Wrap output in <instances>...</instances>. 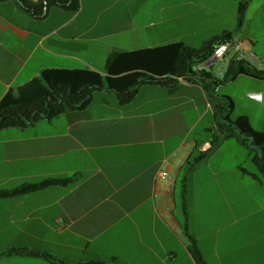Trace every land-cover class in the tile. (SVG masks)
Masks as SVG:
<instances>
[{"label":"crops","instance_id":"0c3cea01","mask_svg":"<svg viewBox=\"0 0 264 264\" xmlns=\"http://www.w3.org/2000/svg\"><path fill=\"white\" fill-rule=\"evenodd\" d=\"M78 1L77 11L44 2L37 17L19 0H0V103L38 96L46 69L104 74L112 53L172 43L199 48L227 32L264 61V53L243 43L256 44L251 27L264 13V0L250 1L240 28L238 0H166L157 19L142 14L147 0ZM233 57L219 62L212 75L222 79ZM241 81L251 87L244 89L245 109L238 112L232 91ZM220 91L233 102L235 116L264 131L254 124L264 119V79L238 75L216 95ZM202 105L206 114L219 100L211 104L200 86L178 80L142 85L126 105L115 92L100 90L85 109L1 129L0 191L50 178L75 182L0 199V254L23 248L58 264H264V202L243 197L264 189V182L249 177L241 164L211 169V157L229 139L197 160L209 142L191 138ZM0 264L54 263L3 255Z\"/></svg>","mask_w":264,"mask_h":264},{"label":"trees","instance_id":"16d2710c","mask_svg":"<svg viewBox=\"0 0 264 264\" xmlns=\"http://www.w3.org/2000/svg\"><path fill=\"white\" fill-rule=\"evenodd\" d=\"M27 10L37 17L43 15V3L56 5L72 11L79 9L78 0H41V4L19 0ZM238 27L244 22L245 14L251 0H238ZM234 40L232 33H224L204 43L199 48H190L183 43H172L156 48H145L133 52L112 53L105 61L104 74L90 69H46L41 72L40 80L43 92L33 99L16 100L8 97L0 103V130L7 128H24L40 120L56 118L67 111L87 108L95 92L113 91L117 94L120 105L129 104L138 88L145 84L172 86L178 80L200 86L207 94L220 99L214 113L215 124L226 129L221 135H213L208 140L205 152L197 160L209 156L222 141L235 138L240 146L253 147L256 155L252 159L256 173L250 176L264 182V131L255 129L246 116L234 115V104L226 97H218L216 89L223 83L246 75L264 79V69L259 70L245 60L233 57L222 79L215 78L211 71L196 72L195 65L201 64L211 56L216 45ZM75 182L74 177L50 178L38 183H25L14 189L1 190L0 199L14 198L34 193L45 188L68 186ZM3 255L29 256L44 258L54 264L57 260L43 252L17 248ZM196 255V254H195ZM79 264H114L90 261Z\"/></svg>","mask_w":264,"mask_h":264},{"label":"rangeland","instance_id":"374dc122","mask_svg":"<svg viewBox=\"0 0 264 264\" xmlns=\"http://www.w3.org/2000/svg\"><path fill=\"white\" fill-rule=\"evenodd\" d=\"M166 2V0H147L143 8L141 9V12L144 16L146 17H154L157 19L160 15H163L162 13V5ZM257 1H254V7L256 8L257 6ZM155 12V13H154ZM246 28V27H245ZM251 35L252 39L256 41V44L251 45V43L247 40H243L244 43V49L245 47H250V49L254 50L255 53L258 55H262L264 53V13L261 12L257 15L252 27H251ZM245 38V37H244ZM243 38V39H244ZM101 56H96V62L99 63ZM258 60L262 59V56L257 57ZM263 61V60H261ZM103 62V60H102ZM264 62V61H263ZM103 65L104 62H103ZM251 87V83L241 81L239 82L236 86L233 88V97L237 99V111H244L245 105L242 104V93L244 92L245 88ZM221 91L218 92L217 96L221 95ZM208 101L213 104L214 101V96H210L207 94ZM220 100V99H218ZM220 102V101H219ZM204 105H202L199 109L200 115L202 114V118L200 122L197 124L195 127V130H193V133L191 134V138L194 137L195 135H200L202 139H207V140H212L213 135L219 136L221 135V132L224 131L226 132V129L220 127V125L215 124V120L213 118V111L215 110H207L206 114L204 111ZM236 113V112H235ZM196 114L191 115V119L194 121L196 119ZM254 124L257 127H264V119L259 118L254 120ZM230 141L225 145L221 151L211 157V169L213 171H217L219 168L222 169H227V170H233V166L237 164H241L240 168L244 171H246L249 174V177H251V173L255 174L256 173V167L255 164L253 163L252 159L256 155V150L253 147H243V146H238V142L235 138L229 139ZM238 143V144H237ZM210 170V168L208 169ZM241 171L237 172V174H240ZM208 174H211L210 171H208ZM251 180V179H250ZM251 182V181H250ZM212 186H216V184H209ZM246 191V190H245ZM213 194L215 195L214 190H212ZM253 192L252 194H248L247 191L246 193L243 194V197L245 199L248 198H258V202H264V189H253L251 190Z\"/></svg>","mask_w":264,"mask_h":264},{"label":"built area","instance_id":"2783aa9c","mask_svg":"<svg viewBox=\"0 0 264 264\" xmlns=\"http://www.w3.org/2000/svg\"><path fill=\"white\" fill-rule=\"evenodd\" d=\"M233 54L238 60H245L251 66L262 70L264 68L263 64L258 60V58L252 53H246L241 48L240 41L234 39L232 41H226L224 43L218 44L214 47L213 52L209 59L201 64L195 65L193 70L196 72L212 71V69L219 63L222 62L228 55Z\"/></svg>","mask_w":264,"mask_h":264}]
</instances>
